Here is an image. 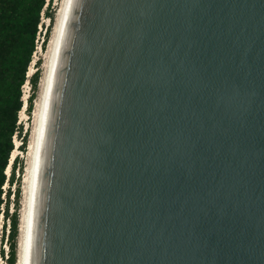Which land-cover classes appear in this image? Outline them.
I'll return each mask as SVG.
<instances>
[{"label": "water", "instance_id": "obj_1", "mask_svg": "<svg viewBox=\"0 0 264 264\" xmlns=\"http://www.w3.org/2000/svg\"><path fill=\"white\" fill-rule=\"evenodd\" d=\"M31 218L28 264H264V0H72Z\"/></svg>", "mask_w": 264, "mask_h": 264}, {"label": "trees", "instance_id": "obj_2", "mask_svg": "<svg viewBox=\"0 0 264 264\" xmlns=\"http://www.w3.org/2000/svg\"><path fill=\"white\" fill-rule=\"evenodd\" d=\"M49 5L47 0H0V216L3 215L4 219L9 221L8 252L5 255L4 251H1V256L3 259L5 258L6 264L17 263L20 221L17 215V205L20 189H17L13 195L14 202L12 204L16 210L10 215V187L5 191L3 187L14 183L17 165H19V170H22L18 157H16L12 165V173L9 177L6 173L11 155L15 150L14 136L22 134L18 122L19 114L23 108V87L28 80L27 74L36 51L42 13L44 14ZM47 15L50 16L51 25L43 37L42 47L44 49L54 21L53 15ZM39 79L40 69L37 68V71L29 79L32 90V94L28 98L27 112L29 115L33 112ZM25 136L21 140L20 148L23 149L27 145ZM5 227L4 223L2 229ZM4 233L5 230L2 232V237H4Z\"/></svg>", "mask_w": 264, "mask_h": 264}, {"label": "bare ground", "instance_id": "obj_3", "mask_svg": "<svg viewBox=\"0 0 264 264\" xmlns=\"http://www.w3.org/2000/svg\"><path fill=\"white\" fill-rule=\"evenodd\" d=\"M56 1L59 2L57 4L58 9L55 13V19L52 24V30L47 42L46 50L43 52V72L39 81V91L36 99L34 100L32 125L30 131L31 134L29 136L27 152L25 154L26 168L23 175L22 203L20 211L19 235L17 246L18 258L16 264H28L36 155L40 140L50 82L54 71L58 51L60 48L66 19L68 17L69 9L72 2V0ZM26 98L27 97L24 98V101L27 100ZM21 113L24 114L23 112ZM17 151L13 152V159L15 158L14 156L17 155Z\"/></svg>", "mask_w": 264, "mask_h": 264}, {"label": "rangeland", "instance_id": "obj_4", "mask_svg": "<svg viewBox=\"0 0 264 264\" xmlns=\"http://www.w3.org/2000/svg\"><path fill=\"white\" fill-rule=\"evenodd\" d=\"M48 1H49L50 5L47 6V7L45 6L46 7L45 12L43 11L44 14L42 16L41 27H39V32L40 33H38L37 40H36V46L37 47H36V51H35V53L33 55V60H32V62L30 64V69L28 71V76L30 78L33 75V73H35L37 71V68L40 69V77H41V74L43 72L42 65L44 63L42 57H43V52L46 50V46H47V44H46L45 49L42 47L43 37H44V34H45L47 28L51 25L50 16H48L47 14L53 15V18L55 19V13H56V10L58 9L57 8L58 7L57 4L59 3L58 1H56V0H47V2ZM50 33H51V31H50ZM38 61H39V64L37 65ZM39 81H40V79H39ZM25 85L23 87V98H22L23 103H24V98L27 97L26 99L28 100L30 94H32L31 84L30 83H25ZM38 91H39V85H38L37 94H38ZM32 113L30 115L28 114V112H25L24 113L25 115L22 114V113L19 114V122H18V124L21 127L22 134L20 136L19 135L18 136H14V145L16 147H18V150H19V151H17V155L14 156V157H18V160H19V162L21 164L22 170H19V165H17L16 170H15V181H14V183L12 185H10V186L9 185H5L3 187L4 191L8 190L9 187H10V192H11L10 206H9V214L10 215L13 212H15V210H16V207H14L13 204H12L14 202L13 195H14V193H15V191L17 189H20V197H19L18 205H17V207H18L17 215H18L19 219H20V211H21V203H22L23 175H24V171H25V168H26L25 167V165H26L25 154L27 152V145H28V141H29V136L31 134L30 131H31V125H32ZM24 135H26L25 138H26V141H27V145H25L26 148L23 149V148H20V147L22 145L21 140H22V137ZM12 160H13V158H12ZM12 168H13V166H12ZM3 198L5 199L4 195H3ZM4 223H5L6 227L4 229H2V225ZM8 229H9V221L5 220L3 215H1L0 216V264H6L5 258L3 259L2 256H1V251H4L5 255L8 252V247H9V243H7ZM3 230H5L4 237H2L3 236V234H2Z\"/></svg>", "mask_w": 264, "mask_h": 264}, {"label": "built area", "instance_id": "obj_5", "mask_svg": "<svg viewBox=\"0 0 264 264\" xmlns=\"http://www.w3.org/2000/svg\"><path fill=\"white\" fill-rule=\"evenodd\" d=\"M42 16H43V13H42ZM29 78H30V77H29L28 74H27V79H28V80H27L26 83H30Z\"/></svg>", "mask_w": 264, "mask_h": 264}, {"label": "clouds", "instance_id": "obj_6", "mask_svg": "<svg viewBox=\"0 0 264 264\" xmlns=\"http://www.w3.org/2000/svg\"><path fill=\"white\" fill-rule=\"evenodd\" d=\"M25 106H26V100H25ZM23 111L25 112V108L23 109Z\"/></svg>", "mask_w": 264, "mask_h": 264}]
</instances>
